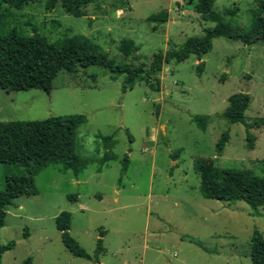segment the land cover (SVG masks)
<instances>
[{"label":"rangeland","instance_id":"374dc122","mask_svg":"<svg viewBox=\"0 0 264 264\" xmlns=\"http://www.w3.org/2000/svg\"><path fill=\"white\" fill-rule=\"evenodd\" d=\"M46 1L9 7L7 29L51 42L83 35L133 67L149 65L156 53L181 49L217 25L196 11L197 0H84V17L66 14L60 3L47 10ZM259 4L215 0L214 11L223 23L250 31ZM124 39L139 48L129 57L119 50ZM212 41L201 60L173 61L163 66L159 81L138 78L126 92V75L99 66L61 71L50 92L0 88L2 122L85 117L75 151L89 161L78 176L61 164L33 175L38 194L8 207L0 244L15 245L1 264H98L66 248L56 227L63 212L72 214L69 233L91 257L97 258L104 233L103 264H252L255 232L264 237V208L205 198L195 164L207 160L219 169L263 176L264 126L257 122L264 118V41ZM236 93L252 97L249 127L222 117ZM201 116L211 118L206 130L195 121ZM224 132L230 139L218 154ZM107 153L111 159L104 162ZM27 173L0 164V191L7 176Z\"/></svg>","mask_w":264,"mask_h":264},{"label":"trees","instance_id":"16d2710c","mask_svg":"<svg viewBox=\"0 0 264 264\" xmlns=\"http://www.w3.org/2000/svg\"><path fill=\"white\" fill-rule=\"evenodd\" d=\"M37 0H0V88L8 92L30 89H41L50 92L53 83L61 71L76 73L82 68L99 66L110 70L115 75H126L123 91L132 88L138 78L151 80L162 71L164 65L173 61L182 63L191 56L200 60L213 49V39L227 37L254 45L264 41V0H260L255 21L250 31L234 27L220 21L214 11L215 0H197L196 11L205 20L215 22V28L206 30L203 37L190 39L181 49L156 53L149 65L133 67L127 63H118L114 58L88 37L77 35L57 42L35 33L23 37L15 29H7L10 14L9 7L22 8ZM68 15L84 17V0H47V10H53L58 4ZM159 15L153 17L158 19ZM166 21V13L161 16ZM151 19V18H150ZM132 39H124L119 50L126 57L138 51ZM116 79V77L114 78ZM229 105L222 117L230 124H243L249 127L246 112L252 97L247 93H236L229 97ZM83 116L49 117L41 121H0V164L15 165L27 170L25 175L7 176L6 188L0 191V230L5 225L8 207L21 196L37 195L33 175L49 167L61 164L65 170H73L78 176L89 164L75 151L76 133L85 122ZM195 121L202 130H206L211 121L209 116L196 117ZM264 126V118L258 120ZM230 139L229 132H224L217 143V153L222 154ZM106 154L104 162L111 159ZM128 162V158L124 160ZM196 170L201 174L200 190L207 199L236 202L243 201L254 209L264 208V159L262 160L263 176L259 177L247 170L219 169L213 162L198 160ZM127 165L124 166V171ZM74 200L73 198H71ZM72 214L63 212L56 219V227L62 233L66 248L78 258L95 259L99 263V254L103 251L104 236L98 240L95 257H91L70 235ZM15 243L0 244V264L4 254L14 247ZM252 264H264V237L255 232L249 253ZM27 261L26 264H29Z\"/></svg>","mask_w":264,"mask_h":264},{"label":"crops","instance_id":"0c3cea01","mask_svg":"<svg viewBox=\"0 0 264 264\" xmlns=\"http://www.w3.org/2000/svg\"><path fill=\"white\" fill-rule=\"evenodd\" d=\"M104 237V236H103ZM102 237V238H103ZM103 240V239H102ZM147 243H148V241H147ZM98 264H103V262H99ZM123 264H127V262L126 261H124V263Z\"/></svg>","mask_w":264,"mask_h":264}]
</instances>
